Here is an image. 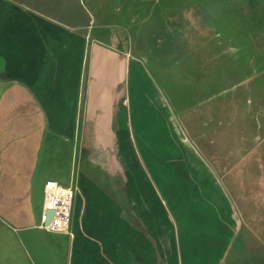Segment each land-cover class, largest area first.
<instances>
[{
    "label": "crops",
    "instance_id": "1",
    "mask_svg": "<svg viewBox=\"0 0 264 264\" xmlns=\"http://www.w3.org/2000/svg\"><path fill=\"white\" fill-rule=\"evenodd\" d=\"M76 28L0 0V264H221L240 213L213 171L233 166L143 90L129 47ZM49 180L75 189L69 232L39 226Z\"/></svg>",
    "mask_w": 264,
    "mask_h": 264
},
{
    "label": "rangeland",
    "instance_id": "2",
    "mask_svg": "<svg viewBox=\"0 0 264 264\" xmlns=\"http://www.w3.org/2000/svg\"><path fill=\"white\" fill-rule=\"evenodd\" d=\"M257 1L252 8L250 0H12L80 35L129 47L157 87L148 81L143 90L159 96L193 143L208 135L199 149L217 165L233 166L223 177L213 171L240 213L221 264H264V0ZM259 8L262 20L252 18ZM121 144L115 149L128 153ZM188 202L176 200L179 217L190 216Z\"/></svg>",
    "mask_w": 264,
    "mask_h": 264
},
{
    "label": "built area",
    "instance_id": "3",
    "mask_svg": "<svg viewBox=\"0 0 264 264\" xmlns=\"http://www.w3.org/2000/svg\"><path fill=\"white\" fill-rule=\"evenodd\" d=\"M74 198L73 186H65L55 180L47 181L39 226L48 231L69 232ZM49 210L54 211V216L47 223Z\"/></svg>",
    "mask_w": 264,
    "mask_h": 264
},
{
    "label": "trees",
    "instance_id": "4",
    "mask_svg": "<svg viewBox=\"0 0 264 264\" xmlns=\"http://www.w3.org/2000/svg\"><path fill=\"white\" fill-rule=\"evenodd\" d=\"M257 3H258V1L257 0H250V4H251V7L252 8H255L256 6H257ZM259 11H261L262 12V10H260V8L258 9V10H256V11H253V13H252V18H254V13H255V19H259V18H261L260 17V12ZM259 14V15H258ZM263 18H261L260 20H262ZM254 20V19H253Z\"/></svg>",
    "mask_w": 264,
    "mask_h": 264
},
{
    "label": "water",
    "instance_id": "5",
    "mask_svg": "<svg viewBox=\"0 0 264 264\" xmlns=\"http://www.w3.org/2000/svg\"><path fill=\"white\" fill-rule=\"evenodd\" d=\"M47 214H48L47 223H49L51 221V219L53 218V216H54V211L53 210H49L47 212Z\"/></svg>",
    "mask_w": 264,
    "mask_h": 264
}]
</instances>
